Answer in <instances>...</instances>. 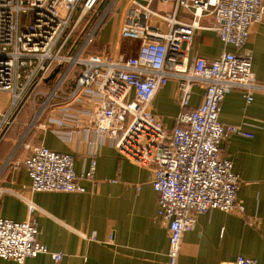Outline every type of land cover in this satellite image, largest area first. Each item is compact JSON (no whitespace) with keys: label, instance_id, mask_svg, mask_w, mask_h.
<instances>
[{"label":"built area","instance_id":"obj_1","mask_svg":"<svg viewBox=\"0 0 264 264\" xmlns=\"http://www.w3.org/2000/svg\"><path fill=\"white\" fill-rule=\"evenodd\" d=\"M0 0V92L9 99L0 109V142L23 109L34 107L29 127L39 125L65 135L95 131L114 140L127 158L154 169L158 214L169 225L168 263L178 264L183 237L194 228L197 214L214 209L243 213L238 199L239 175L222 155L221 144L232 134L252 135L239 125L220 120L221 104L233 89L247 102L264 92V81L253 74V51L247 41L253 24L264 18V0H122L121 41H136L125 54L92 49L118 0ZM120 1V0H119ZM170 5L166 10L153 6ZM215 31L226 45L219 57L208 59L188 51L199 31ZM77 73V77H74ZM177 84L180 111L168 127L153 111L160 90ZM194 85L204 87L202 103L191 108ZM63 112L87 116L67 123L47 115ZM24 164L33 192H85L81 180H93L96 158L77 173L75 156L43 144L26 145ZM35 219L0 217V257L23 263L53 252L38 239ZM233 264H259L238 256Z\"/></svg>","mask_w":264,"mask_h":264},{"label":"crops","instance_id":"obj_2","mask_svg":"<svg viewBox=\"0 0 264 264\" xmlns=\"http://www.w3.org/2000/svg\"><path fill=\"white\" fill-rule=\"evenodd\" d=\"M122 20L114 48H97V52H119ZM247 47L253 51V74L264 81V18L252 25ZM225 50L235 47L226 45L215 31L204 30L197 32L188 56L190 60L198 55L213 59ZM204 92L203 86L194 85L191 108L202 103ZM177 95V84L171 81L154 101L153 111L168 127L175 125L180 111ZM253 97L247 102L241 90L233 89L223 99L220 112L223 123L239 125L252 135L232 134L221 144L222 155L233 162L239 175L237 197L245 211L214 209L197 214L194 228L183 237L178 264H233L240 255L264 264V92L257 91ZM8 98L7 94L5 102L0 99V109ZM63 108L50 109L47 118L67 115V123H71L79 117L87 126V116L77 117ZM33 116L34 107H25L0 142V217L35 219L40 229L38 239L51 251L62 252L63 258L55 261L51 255L41 254L19 263L0 257V264H167L170 231L168 222L158 214L153 167L127 158L113 139L95 131L78 130L68 141L51 129L55 124L30 128ZM37 144L74 154L77 173L88 170L96 158L94 179L81 180L86 191L33 192L25 165L16 160L30 154L26 145Z\"/></svg>","mask_w":264,"mask_h":264},{"label":"rangeland","instance_id":"obj_3","mask_svg":"<svg viewBox=\"0 0 264 264\" xmlns=\"http://www.w3.org/2000/svg\"><path fill=\"white\" fill-rule=\"evenodd\" d=\"M111 2V0H106L105 1V6L108 5L109 3ZM123 3L124 1L122 2V0H118L117 1V6L114 8V10L112 11V13L109 15L108 19L106 20L105 24L103 25V35L101 37V31H100V34H99V38L97 39V41L92 45V49L93 50H97V48H102V47H105V48H111V45H112V48H114L113 46V43L115 42V40L117 39V32H118V27L120 25V21L123 17ZM162 4H158L157 8L158 10L162 9V10H166V6H161ZM155 8V6H153ZM218 35V34H217ZM221 39V38H220ZM137 43L136 41H121V39L119 40V43H118V47L121 48V50L125 53V54H132L134 53L132 51V49L136 50L137 49ZM106 53L107 50H104ZM77 73H75L74 77H77ZM8 94V93H7ZM7 94L1 96L0 95V99L1 101L3 100L4 102L6 101L5 99H7ZM9 95V94H8ZM9 99V98H8ZM6 104V103H5ZM154 179V178H153Z\"/></svg>","mask_w":264,"mask_h":264}]
</instances>
